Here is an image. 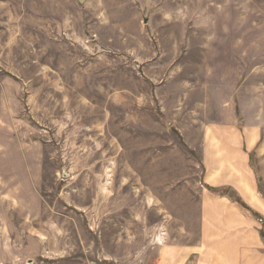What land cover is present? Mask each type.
Wrapping results in <instances>:
<instances>
[{"label": "rangeland", "instance_id": "rangeland-1", "mask_svg": "<svg viewBox=\"0 0 264 264\" xmlns=\"http://www.w3.org/2000/svg\"><path fill=\"white\" fill-rule=\"evenodd\" d=\"M257 121L264 0H0V264H180Z\"/></svg>", "mask_w": 264, "mask_h": 264}, {"label": "crops", "instance_id": "crops-1", "mask_svg": "<svg viewBox=\"0 0 264 264\" xmlns=\"http://www.w3.org/2000/svg\"><path fill=\"white\" fill-rule=\"evenodd\" d=\"M247 125L251 129L247 130ZM214 130L217 133L212 137L220 145H214L213 152L207 154V171L220 176V188L234 192L235 196L217 192L207 195L201 216V242L177 258V263L264 264V236L260 225L239 201L264 214L262 122H242L236 133L228 128L223 129L224 133H219L218 128ZM254 224L257 228H253ZM164 260L166 257L160 263L166 264Z\"/></svg>", "mask_w": 264, "mask_h": 264}]
</instances>
